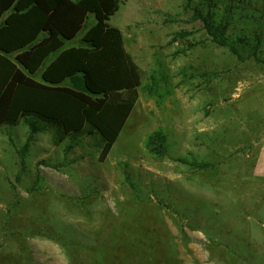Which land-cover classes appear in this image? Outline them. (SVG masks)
Masks as SVG:
<instances>
[{
  "label": "rangeland",
  "instance_id": "374dc122",
  "mask_svg": "<svg viewBox=\"0 0 264 264\" xmlns=\"http://www.w3.org/2000/svg\"><path fill=\"white\" fill-rule=\"evenodd\" d=\"M110 24L139 100L103 162L89 137L1 127L0 264H264V0H118Z\"/></svg>",
  "mask_w": 264,
  "mask_h": 264
},
{
  "label": "trees",
  "instance_id": "16d2710c",
  "mask_svg": "<svg viewBox=\"0 0 264 264\" xmlns=\"http://www.w3.org/2000/svg\"><path fill=\"white\" fill-rule=\"evenodd\" d=\"M117 9L118 0H0V129L28 122L32 139L47 124L62 139L91 138L105 161L146 79L122 30L110 24ZM197 17L240 55L199 11ZM147 144L165 152L159 133Z\"/></svg>",
  "mask_w": 264,
  "mask_h": 264
}]
</instances>
